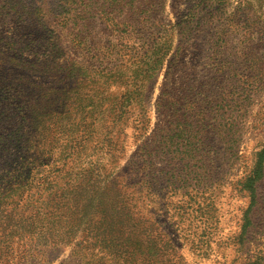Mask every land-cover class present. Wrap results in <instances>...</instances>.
Returning a JSON list of instances; mask_svg holds the SVG:
<instances>
[{
	"label": "rangeland",
	"instance_id": "1",
	"mask_svg": "<svg viewBox=\"0 0 264 264\" xmlns=\"http://www.w3.org/2000/svg\"><path fill=\"white\" fill-rule=\"evenodd\" d=\"M76 85L112 114L92 145L117 138L127 202L61 178L44 205L25 182L54 166L25 160L67 134ZM263 152L264 0H0V264H124L122 244L134 264H264ZM118 218L122 244L85 247Z\"/></svg>",
	"mask_w": 264,
	"mask_h": 264
},
{
	"label": "trees",
	"instance_id": "2",
	"mask_svg": "<svg viewBox=\"0 0 264 264\" xmlns=\"http://www.w3.org/2000/svg\"><path fill=\"white\" fill-rule=\"evenodd\" d=\"M71 78L77 80L79 78V74L72 75ZM77 88H79L78 85H76L75 87H71L68 90H62L63 108L66 107L69 110H66L63 116L57 117V119L65 123V126H67V134H63L62 136H55L53 138H39V142H42L43 145H53L52 148L48 151H44V153H39L41 157L33 154L32 157L28 156L25 160V162L28 163L26 165L27 167L34 165L38 169H45L47 168L46 166L48 165V162L52 160L54 161V166L47 172L41 173L37 177H32L30 180L27 179L25 180V182L30 183L31 185H34L36 187L38 193L40 192L37 197L43 198V200H39L36 203L39 202L40 204L44 205L46 204V199L51 195H54V192H52L53 190H51V188L59 185L58 180L61 178L67 180V183H70L69 185L77 186V191L80 192L81 190H83L84 192L85 186L89 188L95 187V184L98 183V181L102 178V196L105 195V191L108 188H111V191H113V194L111 193V196L118 198L121 197L127 202V193L122 190V185L117 182L118 176L113 177L112 171L106 173L107 171L104 170L106 167L104 163L114 162L112 155H115V153L117 152L116 148L120 146L115 145L117 142V138L106 137L101 139L98 144H95V146L92 145V143H94L93 135L95 124H101L104 126V123L110 116H112V114L108 111V109H104L102 114H104L106 110L108 114L106 116L96 118V115L94 114L95 106L91 102L84 105L83 100L85 99L87 100V102H89V99H87V95L81 94V90L79 91V89ZM91 98L92 100H94L95 97L92 96ZM63 110L64 109H61V111ZM121 115L122 113H120L119 117ZM23 118L26 117L23 115ZM108 124L110 125V127L114 125L113 123ZM59 142L64 144V150L61 149L62 152L59 153L56 159H53L52 151L54 149H58L54 145L58 144ZM90 147H93V150L96 149L97 152L100 151V153L102 154V161L100 162L99 157L97 158L100 165H98L96 173H93V176L89 178L86 175H88L89 171L93 170L94 168V166H92L93 161L91 160V158L92 156H95L93 151L91 153H87ZM111 149H113L114 151H112ZM81 167H89L88 172L86 170H83ZM81 170H83L84 172H81ZM26 174H29V171L26 172ZM18 178L19 175H15L12 177L13 180ZM70 201L77 200L72 198ZM118 208L120 209V206H118ZM40 210V208L37 209V211L35 212V217L39 215ZM124 210L126 211V209ZM125 224V219L120 220V218H118L114 222H111L108 227L101 228L100 232L91 231L90 237L88 238L89 242L86 243L87 246H85V243L81 244V242H78L76 243V247L84 248L85 246L88 249L93 250L94 246L98 243L99 233L105 234L107 236L106 239L108 243L112 242L113 244H122V242L126 238L124 235H122V232H124L125 230ZM33 236L34 238L32 241L36 242L38 240L36 238L38 237V232L33 233L32 237ZM120 244H118L117 246H119ZM132 245L133 243L130 244V247ZM127 248L128 247H126V245L122 244V248L115 254V258H112V260L116 259L117 261L118 259H124L126 260L124 264H134L135 262H137V259H140V257L137 256V252H135L134 249L128 250Z\"/></svg>",
	"mask_w": 264,
	"mask_h": 264
}]
</instances>
